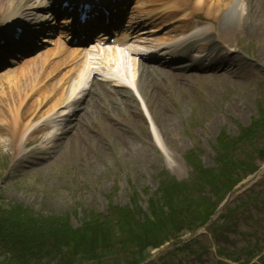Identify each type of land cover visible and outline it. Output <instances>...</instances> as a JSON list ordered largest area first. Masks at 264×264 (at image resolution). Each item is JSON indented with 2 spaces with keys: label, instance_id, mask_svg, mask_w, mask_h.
<instances>
[{
  "label": "rangeland",
  "instance_id": "rangeland-1",
  "mask_svg": "<svg viewBox=\"0 0 264 264\" xmlns=\"http://www.w3.org/2000/svg\"><path fill=\"white\" fill-rule=\"evenodd\" d=\"M175 106L177 107L175 108ZM178 108L181 113L174 115L178 112ZM169 109L173 115L168 120L171 128H166L164 132L172 146L173 161L166 164L171 172L183 178L188 175V166L182 158L188 144L190 146L192 140H198L207 149L212 148L213 138L223 124L220 118L222 114L217 109L211 117L210 112L205 114L202 108L190 111V107L185 105L182 98L177 104L170 100ZM239 116L244 119L246 114L241 112ZM115 117L123 124L121 117ZM115 131H119V128H115ZM99 136L102 143L107 146L110 139L106 138L105 134ZM171 138L177 140L178 143H171ZM184 140L185 146L180 147V141L184 142ZM137 143L141 147V143ZM101 150V148L97 149L96 151L99 153L94 155L89 151V148L76 152L72 146L67 147L65 152L56 157L53 162H42L40 169H35L18 182L3 184L0 187V205L7 212L12 211L14 214H17L15 206L30 205L37 212L36 215L32 209L26 211L34 219H37L39 215L38 218L42 217L45 210L67 212L72 224L78 226L80 222L72 216V212L76 213L77 208L80 209L82 205L89 208L98 202L101 209L104 210L102 207L105 203V195L108 193L113 194V201L124 204L127 202L125 188H129V186L126 187L125 184L128 180L136 187L152 186L155 171L164 168L161 159L146 156L144 153L135 156L139 149H132V152L129 153L120 148L113 155H108ZM206 156L211 157L210 155ZM204 161L206 164L211 163L209 158H205ZM116 180H120L121 185L119 189L113 191L112 188H114ZM18 216L21 215L18 214Z\"/></svg>",
  "mask_w": 264,
  "mask_h": 264
},
{
  "label": "bare ground",
  "instance_id": "bare-ground-1",
  "mask_svg": "<svg viewBox=\"0 0 264 264\" xmlns=\"http://www.w3.org/2000/svg\"><path fill=\"white\" fill-rule=\"evenodd\" d=\"M23 0H19V7L22 9V8H28V7H30V4L26 1V0H24L25 1V3H24V5L23 6H20V3L22 2ZM203 1L204 0H198V2H199V4L202 2L203 3ZM220 0H215V1H213V2H211V4L212 3H215V5L216 6H218L219 4H220V2H219ZM224 1H227V0H224ZM230 1L231 0H228V6L226 7V8H228L229 7V3H230ZM256 1H258V6H259V0H256ZM205 2L206 3H208L209 2V0H205ZM169 6V8L171 9L172 8V6L173 5H168ZM169 11H171L172 12V10H169ZM210 54H208V53H203L201 56H200V58L202 59V60H204V59H208V56H209ZM216 59H218V60H221V61H225L227 64L229 63V61L224 57V56H222V55H220V56H216L215 57V60ZM12 63H15V61H11ZM243 65H246V64H243ZM139 82H140V84H141V86L142 87H145V86H149V84L145 81V79H143V78H141L140 80H139ZM12 92H13V90H11L10 91V94H12ZM4 92H3V90L2 91H0V94H3ZM6 95H9L8 93H6ZM43 98H40V100H42ZM146 102H148L149 103V101H146ZM150 104V103H149ZM157 107H160V105H157ZM13 133L11 132V135H12Z\"/></svg>",
  "mask_w": 264,
  "mask_h": 264
}]
</instances>
